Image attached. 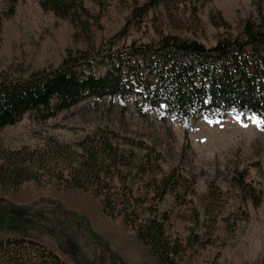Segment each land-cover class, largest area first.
Masks as SVG:
<instances>
[{
	"label": "rangeland",
	"instance_id": "obj_1",
	"mask_svg": "<svg viewBox=\"0 0 264 264\" xmlns=\"http://www.w3.org/2000/svg\"><path fill=\"white\" fill-rule=\"evenodd\" d=\"M145 1L82 0L93 17V44L106 47L113 40L121 48L173 34L212 47L237 35L255 13L253 0H177L153 7L116 38L132 9ZM38 2L16 0L8 17L3 15L6 0H0L1 76L26 77L59 65L67 50L89 48L82 36L76 38L69 19L43 11ZM133 98L138 97L104 98L95 106L83 101L45 121L27 113L0 129V154L51 137L75 143L96 128L143 140L162 154L163 172L176 168L185 179L193 178L178 197L168 196L161 204L170 213L167 234L184 247L177 264H264V119L229 109L219 119L199 115L182 124L155 113L139 114ZM239 173L260 197L259 204L237 187ZM101 199L89 191L34 182L0 190V239L40 242L66 264H161L135 238L132 226L102 212Z\"/></svg>",
	"mask_w": 264,
	"mask_h": 264
},
{
	"label": "trees",
	"instance_id": "obj_2",
	"mask_svg": "<svg viewBox=\"0 0 264 264\" xmlns=\"http://www.w3.org/2000/svg\"><path fill=\"white\" fill-rule=\"evenodd\" d=\"M175 1L147 0L135 6L116 38L123 37L153 7ZM263 2L253 0L255 13L242 22L239 33L217 40L212 47L167 34L153 43L131 42L115 48L113 40L106 47L93 44V17L82 0H39L43 11L69 19L76 38L82 36L89 48L67 50L59 65L26 77L0 75V129L16 124L27 113L45 121L83 101L95 106L104 98L124 100L127 95L138 97L133 101L139 114L155 113L160 119L170 117L182 124L199 115L219 119L229 109L264 119ZM6 4L3 15L9 17L16 0H6ZM101 69L104 72L97 73ZM162 161L160 151L143 140L96 128L75 143L51 137L34 147L2 151L0 190L34 182L101 196L106 216L120 217L132 226L135 238L159 263L177 264L184 247L167 234L170 213L161 204L168 196L178 197L193 178L190 182L176 168L163 172ZM234 180L259 204L260 197L248 188L243 173ZM0 264L66 263L40 242L9 237L0 239Z\"/></svg>",
	"mask_w": 264,
	"mask_h": 264
},
{
	"label": "water",
	"instance_id": "obj_3",
	"mask_svg": "<svg viewBox=\"0 0 264 264\" xmlns=\"http://www.w3.org/2000/svg\"><path fill=\"white\" fill-rule=\"evenodd\" d=\"M248 113V112H247ZM250 115V113H248Z\"/></svg>",
	"mask_w": 264,
	"mask_h": 264
},
{
	"label": "bare ground",
	"instance_id": "obj_4",
	"mask_svg": "<svg viewBox=\"0 0 264 264\" xmlns=\"http://www.w3.org/2000/svg\"><path fill=\"white\" fill-rule=\"evenodd\" d=\"M252 120V119H251Z\"/></svg>",
	"mask_w": 264,
	"mask_h": 264
}]
</instances>
